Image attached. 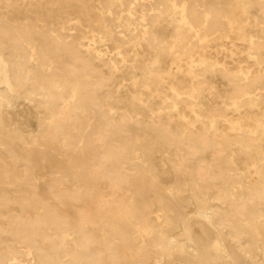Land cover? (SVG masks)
Returning a JSON list of instances; mask_svg holds the SVG:
<instances>
[{"label": "bare ground", "instance_id": "1", "mask_svg": "<svg viewBox=\"0 0 264 264\" xmlns=\"http://www.w3.org/2000/svg\"><path fill=\"white\" fill-rule=\"evenodd\" d=\"M234 32L236 71L209 56ZM263 51L264 0H0V264H264Z\"/></svg>", "mask_w": 264, "mask_h": 264}, {"label": "rangeland", "instance_id": "2", "mask_svg": "<svg viewBox=\"0 0 264 264\" xmlns=\"http://www.w3.org/2000/svg\"><path fill=\"white\" fill-rule=\"evenodd\" d=\"M17 2H22V0H17ZM227 5V4H225ZM252 15L249 18H246L244 16H241L240 22L241 23H247L249 22L250 24L247 25L246 27V31L248 34L250 35H254L257 34L258 32V28L255 25L256 21L258 19H260V12L258 11V8H254ZM75 28V26H74ZM70 33L73 34H77L78 35V30L74 29L73 31H70ZM248 47H247V42L241 40L238 35L236 34V32L232 33V34H228L225 37H222L221 39H219L214 48L211 49V54L209 55L211 59H213L214 61H218L220 63V65L224 64L226 65L228 68H230L232 71H236L240 66H250L252 64V60L251 58H249L247 56L248 53ZM115 51L112 52V54H114ZM264 53V51H263ZM133 54V53H132ZM119 59H121V57H119ZM163 59L165 62H168L170 57L166 54L163 55ZM209 79L211 80V83L214 87L213 89V93H211V95H209V99L212 101L213 105H222V101L225 99V96L227 94V92L230 90V84L223 79L220 76H214V75H209ZM125 84H128L127 82H124ZM5 88L4 86L1 85L0 87V91H3ZM121 105V110H119L120 112L124 111L127 106H124L122 103H120ZM152 107L154 108L155 112L157 111L159 104L157 100H154V103L152 104ZM231 115H233L235 118L238 117V115L236 113H230ZM247 115L250 116H254L257 118H260L262 116V113L260 112H254V113H249ZM246 116V115H245ZM248 123L252 122V121H247ZM20 131H22V129L19 128ZM225 131H228V128H224ZM26 133V132H25ZM27 135V134H26ZM35 135L34 133L31 134V136ZM28 140H30V137L27 136ZM35 139H37L39 142L43 143L44 142V138L41 136L36 137L34 136ZM70 141H73L75 143V138L70 139ZM32 145V144H31ZM75 144L72 145V147ZM59 151L62 152V148H58ZM234 149H236L237 155L239 156V159L237 161V172L242 173L243 175H245V173L248 172H254L253 168H249L245 165V159L247 158V155L249 153H242L240 152V149H238L237 147L234 146ZM155 155V167L162 165L164 167V170L166 171V176L165 177H159L158 180L161 181L160 186L164 187V188H172L174 187L177 183L182 187L185 188V190L179 194H176L175 196H177V200L178 197L183 198L185 205L187 204V208H185V212L187 213V215H193V213L196 211V204H195V200L192 198V194L193 191L190 189V181L187 179V177H180V178H176L173 177V168L171 166V163H169V161L166 159L167 157L165 156V154L162 153H158V152H154ZM206 159L210 160L211 159V153L207 152L205 154ZM54 170H59V168L54 167ZM256 177H244L242 180H240L243 183H247V181H255ZM103 190L105 191L106 195L110 194V189L103 184L102 185ZM164 190V191H160L162 192V195H166L168 196L169 191L168 190ZM155 192H159L157 191H150L147 195H146V202L152 206V204H155L156 201V197L158 196V193L156 194ZM216 194L214 193V190H210L209 192H207V205L209 206H217V207H221V200L218 199H213V196H215ZM152 210L154 211V213L151 214L152 217L155 216V212H156V207L155 205L152 207ZM262 212L264 214V205L262 206ZM157 222L154 220L153 224H156ZM174 235H178V238H183V236H181V228H178L177 230H174L172 232ZM186 242V241H185Z\"/></svg>", "mask_w": 264, "mask_h": 264}]
</instances>
